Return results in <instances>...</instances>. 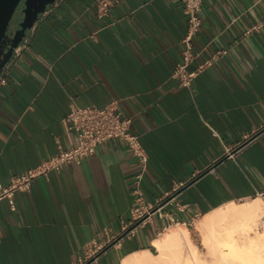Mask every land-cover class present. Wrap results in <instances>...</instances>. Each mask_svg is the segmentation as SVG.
I'll return each instance as SVG.
<instances>
[{
	"label": "crops",
	"instance_id": "obj_1",
	"mask_svg": "<svg viewBox=\"0 0 264 264\" xmlns=\"http://www.w3.org/2000/svg\"><path fill=\"white\" fill-rule=\"evenodd\" d=\"M200 15L189 69L227 51L187 87L170 76L188 29L181 0H120L103 19L94 0H55L41 14L1 72L0 184L74 144L73 102L118 98L149 159L139 179V157L111 138L16 192V209L1 198L0 264H122L169 227L264 189V0H203ZM139 197L171 199L162 210L175 220L156 213L112 243ZM94 243L105 247L89 258Z\"/></svg>",
	"mask_w": 264,
	"mask_h": 264
},
{
	"label": "built area",
	"instance_id": "obj_2",
	"mask_svg": "<svg viewBox=\"0 0 264 264\" xmlns=\"http://www.w3.org/2000/svg\"><path fill=\"white\" fill-rule=\"evenodd\" d=\"M120 0H94L96 14L100 19L107 17L110 14L111 7ZM185 12L187 14L188 29L187 33L182 38V58L174 66L170 76L178 80L182 86L191 87L196 75L211 66L213 62L224 54L227 49H220L214 52L211 56L199 60L197 65L189 69V64L199 58V52L194 50V37L200 31L202 25V17L200 10L203 0H181ZM257 25H254V28ZM28 42L27 35L23 38L20 44L15 47L13 55L19 53L23 46ZM12 55V56H13ZM11 59V58H10ZM9 61L0 71V81H5V77L1 76V72L6 68ZM133 118L124 113L120 107L118 98L110 99L104 106L87 105L82 106L75 102L71 103L70 110L64 118V123L68 130L75 132V142L72 146L61 147L55 154L43 159L39 164L27 169L26 171L13 175L8 184H0V199L7 198L11 208L16 209L15 194L18 191H28L31 189L33 181L41 175H47L50 170H59L65 165L77 162L80 163L85 157L92 155L97 146L111 138H122L128 142L129 148L135 153L142 163V171L137 175L140 179L143 170L146 169L148 163V153L139 142L138 135L132 131ZM215 133H217L215 131ZM231 149H227L226 154H232ZM180 186V185H178ZM139 192V188H136ZM264 200V189L257 193ZM141 196V195H140ZM140 204L132 211V219L128 223L123 232H121L112 243H121L125 237L132 235L136 228L143 225L154 214L170 217L171 221L175 218L162 210V204L167 201H157L153 204H144L142 197H139ZM180 210L188 208L187 203H177ZM198 219L192 220L184 225L188 226L195 223ZM261 228H264V214L261 217ZM105 245L94 243L90 250L89 258L95 257ZM83 261H81L82 263ZM80 263V264H81Z\"/></svg>",
	"mask_w": 264,
	"mask_h": 264
},
{
	"label": "bare ground",
	"instance_id": "obj_3",
	"mask_svg": "<svg viewBox=\"0 0 264 264\" xmlns=\"http://www.w3.org/2000/svg\"><path fill=\"white\" fill-rule=\"evenodd\" d=\"M263 214L264 200L259 195L206 214L201 227L211 258L202 256L189 229L179 226L155 239L157 253L133 252L122 264H264V232L259 228Z\"/></svg>",
	"mask_w": 264,
	"mask_h": 264
},
{
	"label": "water",
	"instance_id": "obj_4",
	"mask_svg": "<svg viewBox=\"0 0 264 264\" xmlns=\"http://www.w3.org/2000/svg\"><path fill=\"white\" fill-rule=\"evenodd\" d=\"M21 2L22 14L13 23V17ZM55 0H0V71L10 60L28 31L35 25Z\"/></svg>",
	"mask_w": 264,
	"mask_h": 264
},
{
	"label": "rangeland",
	"instance_id": "obj_5",
	"mask_svg": "<svg viewBox=\"0 0 264 264\" xmlns=\"http://www.w3.org/2000/svg\"><path fill=\"white\" fill-rule=\"evenodd\" d=\"M23 6H24V2H21L17 8V11L15 12L14 14V17H13V23L15 22V20L17 18H19L21 16V14L23 13L22 12V9H23ZM258 195H255L253 197H256ZM252 197L248 198V199H251ZM248 199H244V200H237V202H242V201H245V200H248ZM203 217L199 218L195 223L191 224V225H176V226H172V227H169L165 233L170 229V228H178L179 226H184V227H187L190 231V237L192 239V241L198 246V249L200 250L201 252V255L204 256V257H210L208 255V249L207 247L203 244V237H204V232L205 230H203V228L201 227V220H202ZM201 227V228H200ZM260 230L262 232H264V229H262L261 227H259ZM164 233V234H165ZM163 236V235H162ZM154 252H157V249H154ZM211 258V257H210Z\"/></svg>",
	"mask_w": 264,
	"mask_h": 264
}]
</instances>
